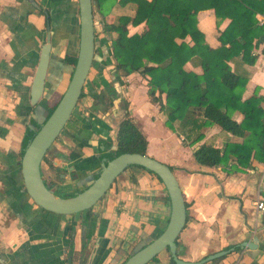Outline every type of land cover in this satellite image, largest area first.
I'll list each match as a JSON object with an SVG mask.
<instances>
[{
	"label": "crops",
	"instance_id": "crops-1",
	"mask_svg": "<svg viewBox=\"0 0 264 264\" xmlns=\"http://www.w3.org/2000/svg\"><path fill=\"white\" fill-rule=\"evenodd\" d=\"M36 1L50 9L54 19L45 93L62 94L70 77L65 57L75 56L77 49V0ZM132 14L133 10L115 8L102 18L103 26L112 24L118 15ZM261 18L264 17L258 16V21ZM196 21L208 46L218 48V36L229 21H220L217 25L213 10L199 12ZM45 30L44 17L27 0H0V264H109L115 258L121 264L137 243L158 237L168 224L170 201L156 177L137 170L124 173L99 208L92 211L90 221L48 215L36 208L23 191L21 143L29 120L28 92ZM127 30L129 36L140 34L144 24L128 25ZM102 36L101 79L107 85L111 82L107 67L114 63L110 57L105 60L102 57L104 41L111 43L105 27ZM186 42L191 44L189 38ZM263 50L264 37L252 51L255 64L244 67L248 82L243 99L251 97L257 89L264 109ZM184 69L196 74L202 72L196 58ZM118 79L123 85L122 94L130 117L147 140V156L173 171L184 197L187 220L176 241L177 257L196 263L227 251L226 256L205 264H264V207L256 208L257 203L264 204V164L251 161L249 155L239 162L238 173L227 174L221 167L199 166L193 158L194 148L165 127V117L147 96L145 80L138 73ZM90 106L91 101L86 102L79 111L86 114ZM76 116L41 166L43 177L58 192L66 190L75 179L82 181L97 172L101 164V149L85 141L90 137L97 142L100 137L91 134L90 125L78 113ZM120 119L110 116L107 122L114 127ZM157 127L161 135L154 136L151 130ZM203 133L204 139L196 147L212 143L222 149L227 142H240L216 126L204 129ZM77 146L80 157L72 161L69 153ZM131 175L136 179L135 184L130 181ZM69 225L75 226V235L68 231ZM245 242L256 248L242 249ZM81 243L87 245L83 251ZM148 264L174 263L169 252L163 251Z\"/></svg>",
	"mask_w": 264,
	"mask_h": 264
},
{
	"label": "trees",
	"instance_id": "trees-1",
	"mask_svg": "<svg viewBox=\"0 0 264 264\" xmlns=\"http://www.w3.org/2000/svg\"><path fill=\"white\" fill-rule=\"evenodd\" d=\"M92 1L101 18L115 8L133 10L131 16L118 15L104 25L111 36L116 73L121 77L138 73L145 80L147 96L165 117V127L194 148L196 164L221 167L227 174L240 172L239 162L249 155L251 161L264 164L263 98L255 89L243 99L248 82L244 67L255 64L252 51L264 37V23L258 24V16L264 17V0ZM206 10L214 11L217 25L229 21L215 49L197 27V14ZM141 24L140 34L128 35V25ZM194 58L201 74L184 69ZM75 62L65 58L68 65ZM212 126L240 142H227L222 149L212 143L196 147L204 139L203 130ZM33 134L27 129L23 149ZM115 143L110 160L125 153L147 154V140L128 111L118 125Z\"/></svg>",
	"mask_w": 264,
	"mask_h": 264
},
{
	"label": "water",
	"instance_id": "water-1",
	"mask_svg": "<svg viewBox=\"0 0 264 264\" xmlns=\"http://www.w3.org/2000/svg\"><path fill=\"white\" fill-rule=\"evenodd\" d=\"M29 1L35 5L33 0ZM92 5V0H78L80 22L77 60L67 89L50 116H48V112L43 107L37 105L42 97L45 85L51 50L50 33L46 36V43L41 48L38 66L30 88V105L35 107L31 118L40 128L34 137L28 141L21 160V175L27 195L35 205L46 212L57 215H73L93 207L125 169L133 166L140 167L153 173L163 184L170 201L171 214L164 231L156 238H145L137 243L130 257L123 264H148L163 251L169 252L174 264H205L226 256L229 252L221 251L196 263L185 262L177 257L176 241L183 231L187 220L184 197L171 169L147 155L125 153L115 157L111 161L102 160L98 177L95 179L93 176H87L84 179L87 188L82 193L76 194L71 198H58L45 187L41 179L40 164L46 151L69 120L93 63L95 43ZM104 42L102 57L105 60L108 56L114 63L111 53V43ZM109 69L113 70L111 81L113 82L112 86L115 89V93L121 96L122 88L114 71L115 65L109 66ZM119 102L120 99L114 100L113 108L108 111L107 115L114 114V110H117ZM120 114L122 115L124 112H120ZM101 126L108 131L110 130L109 124L106 121L101 120ZM31 128L32 126H30ZM244 247L248 249L256 248L250 242L243 243L241 248L243 249ZM116 263L117 258L109 264Z\"/></svg>",
	"mask_w": 264,
	"mask_h": 264
},
{
	"label": "flooded vegetation",
	"instance_id": "flooded-vegetation-1",
	"mask_svg": "<svg viewBox=\"0 0 264 264\" xmlns=\"http://www.w3.org/2000/svg\"><path fill=\"white\" fill-rule=\"evenodd\" d=\"M27 2L34 8L37 10V12L44 17L45 19V35L43 37V41H42V45H41V48L42 46L46 43V36L50 33V44H51V49H52V35H53V31H52V26H53V23H54V19L52 17V14H51V11L50 9L48 8H45V7H42L41 6V3H37L36 0H33V2L35 3V5H33L29 0H27ZM93 2V1H92ZM95 6L92 5V8H94ZM77 10H78V19H79V8H78V0H77ZM97 12V10H96ZM80 22V21H79ZM93 24H94V9H93ZM76 35H77V50H76V54L75 56H70V57H73L77 60V54H78V49H79V23H78V28H77V32H76ZM97 36H96V32H95V24H94V43H95V50H94V59H93V63L91 65V68L88 72V75L85 79V82H84V85H83V88H82V91H81V94L79 96V99H78V102L76 103V106L73 110V112L71 113V116L69 118V120L67 121V123L65 124L64 128L61 130V132L59 133V135L56 137V139L54 140V142L51 144V146L49 147V149L46 151L44 157H43V160L40 164V174H41V179L45 185V187L51 191L54 196L58 197V198H62V199H67V198H71L73 196H75L76 194H79V193H82L87 187L84 183V179L82 181H78L77 179H75V181L73 182H70V186L68 185V188H66V191L65 193H63L62 196H59V195H56L55 194V190L52 188L53 185L49 184L45 178L43 177L42 175V172H41V166L42 164L46 161L47 159V155L49 153V151L51 150V148L53 147V145L57 142V140L60 138V136L62 135V133L66 130V126H68L70 124V120L71 118L73 117L74 115V112H77L79 110V107L80 106V103L85 99V96H90V101H91V106L86 110V114L85 112H83V110H81L82 112H79V118H81L84 123H86L87 125H90V132L91 134L93 135H96V136H99V140H97V142L95 140H90V137L86 138V142L89 144V142L91 143H94L97 145V148H100L101 151L99 150V153L101 154V163H102V160H106V161H111L109 159V155H112L115 151H116V143H115V138H116V132H117V128H118V125L120 123V121L122 120V116L125 115V113L128 111L126 108H127V104L124 100V96L122 94V89H121V96H118L116 95L115 93V89L113 88L112 84L113 82L109 81V83L106 84V82H103V79L101 80V77H97L95 80L97 81L96 83L93 81L92 83V86H91V91H88L87 92V85H91V81L89 82V76L91 74V69L95 66L94 64L95 63H99V66H101V40L99 41V44H100V47L97 46ZM41 48H40V52H41ZM68 55H66L67 57ZM39 57H40V54H39ZM50 57H51V50H50ZM50 57H49V62H50ZM65 57V58H66ZM97 58L100 59L99 62L97 61ZM38 62H39V59H38ZM38 62H37V65H36V69H37V66H38ZM49 62H48V66H49ZM76 64V62H75ZM68 65V64H67ZM71 69L70 71V77H69V82H70V79H71V76H72V73H73V70H74V67L75 65H68ZM109 66L111 65H108L107 67V71L109 72V75L113 76V74H111L113 72V70H110L109 69ZM36 69H35V72H36ZM47 71H48V67H47ZM115 73H116V70H114ZM35 75V74H34ZM116 76L117 77H121L119 75V73L117 74L116 73ZM33 79H34V76H33ZM33 79H32V82H33ZM32 82H31V85H32ZM47 82H48V77H47V72H46V78H45V85H44V89H43V93H42V97L41 99L38 101L37 105L43 107L47 112H48V116H50L52 114V111L51 109L54 108V106L58 105L59 101L61 100L62 98V95L64 94V92L60 95V98L59 100L54 103L51 107L47 106L48 103H49V100H51L52 96H54L53 94H47L45 93L46 92V87H47ZM118 82L121 84V88H122V82L120 81V79H118ZM69 84V83H68ZM101 85H102V88H101ZM68 86V85H67ZM31 88V86H30ZM30 88H29V92H28V96H29V99H28V104H29V120L26 124V127H25V134H26V131L27 129L31 132H33V136L31 137V139L34 137L35 133L37 132V130L40 128V126L31 118V116L34 114V111H35V107H32L30 105ZM93 92V94L91 95V93ZM89 99V98H88ZM116 99H120V102H119V106L117 108V110H114V114H109L107 115L108 111H110L112 108H113V102L114 100ZM85 104V103H84ZM83 104V105H84ZM126 104V105H125ZM82 105V106H83ZM56 108V107H55ZM54 108V109H55ZM77 110V111H76ZM120 112H124V114H120ZM107 116V117H106ZM110 116H114L115 119H120L119 117H122L120 119V121L116 120L117 121V124L116 126L114 125V127L110 126L111 123L109 124V127H110V130L108 131L107 129L103 128L101 126V120L102 121H106L107 122V118L110 117ZM77 117L76 115L73 117L75 118ZM46 120V119H45ZM30 126H32V128L30 129ZM113 128V129H112ZM103 133V134H102ZM24 138H25V135H24ZM23 138V140H24ZM29 139V140H31ZM28 140V141H29ZM27 141V143H28ZM26 143V145H27ZM84 143V142H83ZM23 141L21 143V151H20V174H21V160H22V156L24 154V150L25 148L23 149ZM80 147L77 146V149L75 151H70L69 153V159L72 160V161H75L77 160L80 155L78 153V149ZM147 155V154H146ZM117 157V156H116ZM115 158V157H114ZM113 158V159H114ZM100 169H101V164H100V167L98 169L97 172L93 173L92 175L90 176H93L95 179L98 177V174L100 172ZM133 170H137V171H144L146 173H148L149 175H152L154 177H156L153 173L143 169V168H136L135 166L133 167H129L127 169H125L114 181L113 183L111 184V186L109 187V189L105 192V194L100 198V200L93 206L91 207L90 209L88 210H84L82 212H79V213H76V214H73V215H57V214H52V213H49V212H46L44 211L43 209H41L40 207H38L37 205H35L33 203V201L29 198V196L27 195L25 189H24V184H23V179H22V175H21V180H22V185H23V191L25 193V195L29 198V200L31 201V203L38 209H40L42 212L48 214V215H53L55 217H81V219H87V220H91L92 218V215H93V210L96 209V208H99V206L101 205V203L105 200V198L107 197V194L108 192L112 189L114 183L116 182V180L121 176L123 175L124 173H130V171H133ZM66 172V171H65ZM173 172V171H172ZM61 174H59L60 176ZM57 181H58V176H57ZM130 181L135 184L136 183V179L134 177H132V175L130 176ZM161 182V181H160ZM74 184V185H72ZM166 191V190H165ZM167 193V192H166ZM95 213V212H94ZM94 218V217H93ZM75 226L71 227L70 225L68 226V231L70 230V233L72 235H75ZM81 228V226H80ZM82 229L85 230V226H82ZM71 245V243H70ZM72 247V245H71ZM81 250L83 251L84 249H86L87 245L86 243H81ZM134 249V248H133ZM133 251V250H132ZM132 253V252H131ZM127 254L125 255V258L124 260L121 262V264H123L129 257H130V254ZM118 263V262H117ZM116 263V264H117Z\"/></svg>",
	"mask_w": 264,
	"mask_h": 264
},
{
	"label": "rangeland",
	"instance_id": "rangeland-1",
	"mask_svg": "<svg viewBox=\"0 0 264 264\" xmlns=\"http://www.w3.org/2000/svg\"><path fill=\"white\" fill-rule=\"evenodd\" d=\"M94 9V24H95V32H96V36H97V39H96V41H97V46L98 47H100V44H99V41L101 40V39H103L104 37L102 36V33H103V29H104V26H103V19L102 18H100V16L98 15V13L96 12V8L94 7L93 8ZM77 50V49H76ZM99 60L100 59H98L97 58V61L99 62ZM95 66L91 69V74H90V76H89V82L91 83V85H87V92L88 91H91V86H92V83H93V81L96 83L97 81L95 80L97 77H102V75H103V69L101 68V66H99V63H95L94 64ZM69 71H71V69L69 68ZM105 72V71H104ZM70 73V72H69ZM106 73V72H105ZM70 75V74H69ZM102 80V79H101ZM68 80H66V87H67V85H68V83H69V81L67 82ZM66 89V88H65ZM65 91V90H64ZM93 94V92L91 93V95ZM60 95H61V93H58V94H56V95H54V96H52V98H51V100H49V103H48V105L47 106H49V107H51L54 103H56L58 100H59V98H60ZM89 98V99H88ZM90 96H85V99L80 103V106H82L84 103H86V102H90ZM77 111V110H76ZM79 112H82L81 110L79 111H77V112H74V115H73V117L75 116V115H77V113H78V115H79ZM71 118V120H73L74 118ZM70 120V121H71ZM67 127V126H66ZM160 128L159 127H157L156 128V130H151V132H152V134L154 135V136H157V135H161L160 134ZM66 191V190H65ZM65 191L63 190V191H61V192H58L57 190H55L54 192H55V194L56 195H59V196H62L63 194H61V193H65Z\"/></svg>",
	"mask_w": 264,
	"mask_h": 264
},
{
	"label": "built area",
	"instance_id": "built-area-1",
	"mask_svg": "<svg viewBox=\"0 0 264 264\" xmlns=\"http://www.w3.org/2000/svg\"><path fill=\"white\" fill-rule=\"evenodd\" d=\"M263 23H264V18H261L260 21H258V24H259V25H262ZM254 55H255V53L253 54V56H254ZM263 207H264V204L261 203V202L256 204V208H257L258 210H262Z\"/></svg>",
	"mask_w": 264,
	"mask_h": 264
}]
</instances>
